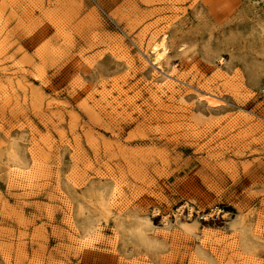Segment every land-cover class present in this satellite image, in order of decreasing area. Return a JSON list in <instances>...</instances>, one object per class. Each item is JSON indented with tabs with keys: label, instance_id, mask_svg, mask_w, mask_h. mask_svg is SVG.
<instances>
[{
	"label": "rangeland",
	"instance_id": "obj_1",
	"mask_svg": "<svg viewBox=\"0 0 264 264\" xmlns=\"http://www.w3.org/2000/svg\"><path fill=\"white\" fill-rule=\"evenodd\" d=\"M0 264H264V0H0Z\"/></svg>",
	"mask_w": 264,
	"mask_h": 264
},
{
	"label": "bare ground",
	"instance_id": "obj_2",
	"mask_svg": "<svg viewBox=\"0 0 264 264\" xmlns=\"http://www.w3.org/2000/svg\"><path fill=\"white\" fill-rule=\"evenodd\" d=\"M154 48V50H155V52H156V54L158 53L157 51H158V47L157 46H154L153 47ZM208 97V96H207ZM210 98V97H209ZM208 99V98H207ZM213 98H211V100H212ZM209 100V99H208ZM210 101V100H209ZM213 101H214V99H213ZM216 101V100H215ZM212 104V103H211Z\"/></svg>",
	"mask_w": 264,
	"mask_h": 264
}]
</instances>
